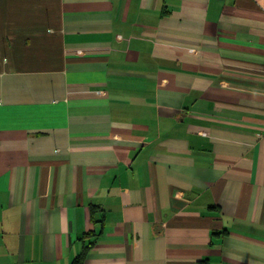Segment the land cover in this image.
<instances>
[{"label":"crops","instance_id":"0c3cea01","mask_svg":"<svg viewBox=\"0 0 264 264\" xmlns=\"http://www.w3.org/2000/svg\"><path fill=\"white\" fill-rule=\"evenodd\" d=\"M264 264V0H0V264Z\"/></svg>","mask_w":264,"mask_h":264},{"label":"trees","instance_id":"16d2710c","mask_svg":"<svg viewBox=\"0 0 264 264\" xmlns=\"http://www.w3.org/2000/svg\"><path fill=\"white\" fill-rule=\"evenodd\" d=\"M80 256H77L70 264H81Z\"/></svg>","mask_w":264,"mask_h":264}]
</instances>
